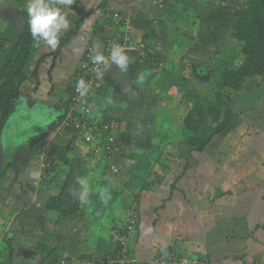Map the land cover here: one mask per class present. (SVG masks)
I'll list each match as a JSON object with an SVG mask.
<instances>
[{"label":"crops","instance_id":"1","mask_svg":"<svg viewBox=\"0 0 264 264\" xmlns=\"http://www.w3.org/2000/svg\"><path fill=\"white\" fill-rule=\"evenodd\" d=\"M77 1H79L78 8L74 9L77 12L69 14L67 17L69 27L63 33L74 30L73 38L62 49V55L55 66L52 54L56 49H51L41 42L32 69L36 67V62L42 56L49 55V57L40 67L39 79L32 78L25 84L26 97L52 108L58 112L59 116L57 108L61 105L62 110H66L65 104L70 98L68 89L73 83L75 72L86 51L99 47L106 54L104 45L109 40L120 41L122 35L127 32L129 35L127 33L126 35L136 42L144 40L156 51L161 60L159 67L154 66L155 70H153L149 66H143L132 75L129 66L126 72H121L115 66L114 71L108 75L110 84L103 88H93V102L86 110L79 111L82 118L91 120L93 125L95 122L99 123L98 121L109 123L118 120L116 122H120L118 117L123 118L131 112L133 103L131 106L128 104H130L129 96L132 94L137 95L134 104L138 99L137 105L140 110L143 107L147 113L150 105H154L152 110L155 120L162 116L155 105L161 103L163 99L169 100L170 105L173 106L170 107L171 109L174 106L177 107L178 99H183L180 95L183 84V48L186 49L188 44L198 46L202 42V37L208 33V18L218 21L211 6H207V2L197 3L199 7L195 6V3L192 7L188 6L189 12L197 11L195 13L205 16L200 17L198 21L184 23L183 17L178 15L180 13L183 15L182 12H175L173 6H166L173 4L183 9V0L179 3L177 2L179 0H164L163 10H161L163 7H157L158 5L154 4V0H107L106 8L102 7L103 0ZM187 1L190 3V0ZM134 9H139L143 15L134 13ZM90 11L93 14L84 20L80 27H77V22ZM116 16L119 18L117 19ZM211 32H213L212 29ZM196 36L198 37L195 38ZM188 40H192L193 43H188ZM183 41H187V44ZM76 49L80 51L76 52ZM198 56L203 60L201 62L207 61L203 57L204 53L200 52ZM231 63L232 61L229 60L226 62L227 65ZM141 72L150 74L143 84H137L136 77ZM131 91L135 93H130ZM155 92L160 94V100L156 98L153 102H150L151 100L147 102L146 94L150 98H155ZM231 98L233 102L229 104V107L222 108L217 119L226 118L232 124L234 132H237L234 137L237 135L245 140V136L247 138L256 136L258 132L253 130V125L257 124L255 119H259L260 112L264 116V77L249 79L242 92L234 94ZM109 100L112 102L109 103ZM156 101L157 103H154ZM165 108L161 110L165 111ZM57 115L51 118L52 124L47 132L52 139H61L59 142L61 143L63 141L61 136L65 135L63 133L71 135L76 132L70 127H58ZM165 118L167 119V116L161 119L162 124L159 126L167 123ZM261 123L264 124V118ZM202 130L201 136H207V141L212 142L215 137L214 125L209 123ZM160 132L159 136L162 138L172 133L176 138L168 139V141L165 138L166 143L160 142L159 146L151 144L148 146L150 150L147 154L151 158L157 153H164L167 155L164 159L159 156L149 163V159L144 158L142 163L137 162L130 166L120 178L121 180L126 177L125 183L118 178L114 180L110 171L95 173L94 179L88 182L89 194L82 201L79 215L60 224L57 221L59 215L45 209L50 197L57 193L64 183L68 169L64 173L57 171L60 178L56 183L38 184L35 181L34 158L36 157L38 162L41 147L38 146L39 150L36 154H31L35 146L32 141L29 142V155L27 154L22 166L10 163L8 165L7 162L15 156L12 153L9 154L8 160L0 161L1 186H11L15 190L19 187L25 197L22 199L23 207L19 211L18 205L15 207L14 204L0 213V218H8L2 224L0 222V230H2L0 259L5 257L4 246L8 242L9 233H12L15 239V253L12 260L20 257V260H25L23 264H33L36 258H39L41 263L48 258L58 260L57 254L61 251L59 247L64 244V240L67 243L64 256H68L72 262L75 263V260L84 259L86 256L91 257L96 264L102 263L106 254L115 253L117 246L115 228L126 224L133 213L137 212L140 229L138 235L129 241V251L133 259L131 264H154L160 250L170 246H176L178 250L183 249V241L188 238L199 242L197 249L193 247L194 254H203L210 264H254L260 260L264 261V236L259 238L256 235L260 231L264 232V228H261L264 222L257 225L252 223L253 218L258 217L259 214L264 216V171L259 170L264 169V147L260 149L262 161H258L257 157L253 159L248 157L240 162L241 158L237 155L240 149L244 148L243 145L233 144L227 149L225 145L213 144L209 145L207 150L206 148H201L200 151L189 150L190 155L197 153L193 155V159L189 156L190 161L183 165L182 143L175 144L176 139L182 136L180 130L173 132L169 129ZM31 137L32 135L29 139ZM118 143L121 146L119 140ZM56 146L62 147L59 144ZM137 149L145 153L142 146ZM215 150L218 153L227 152V155H224V158H218L214 166L209 162L214 161ZM171 153L177 155L173 156ZM201 154L204 156L207 154L210 158L199 159ZM28 157L30 162L26 163L29 160ZM119 157L122 159L121 155ZM9 166L22 169L18 178ZM64 167H66L65 164ZM94 167L98 168V165ZM160 167L165 170V173ZM29 169L30 171L27 172ZM184 169L189 171H183ZM256 170H259V173ZM216 176L220 178L217 179ZM38 180L41 181L40 178ZM254 185L256 188L253 190ZM221 187L227 188L226 192L219 193ZM208 188H214L215 192H204ZM33 190H35V199H33ZM32 205L34 209H37L30 213L28 210L32 209ZM4 206H7L6 203L3 204ZM221 212L224 214L220 216L218 213ZM30 215H34L35 219ZM204 220H210L211 225L204 224ZM15 221L18 222L15 223ZM47 221L53 224H47ZM196 222L199 224L197 225ZM197 242L184 245L192 247ZM9 259L7 258V261Z\"/></svg>","mask_w":264,"mask_h":264},{"label":"rangeland","instance_id":"2","mask_svg":"<svg viewBox=\"0 0 264 264\" xmlns=\"http://www.w3.org/2000/svg\"><path fill=\"white\" fill-rule=\"evenodd\" d=\"M28 2L29 0H0V12L4 16L8 17L10 20L14 21L17 25L21 26L22 25V12H25L27 10ZM177 2L179 3L180 0ZM205 2H207L206 3L207 6H211V8L214 10L215 12L214 16L215 18H218L217 19L218 21L216 22L214 19L208 18V28L209 29H208V33H206L202 37L201 39L202 42L198 46L197 45L194 46L193 44L189 46L188 44L186 49L183 48V84L181 85V88H180V94H183V99L181 98H180L181 100L178 99V106L177 107L174 106V108L171 109L170 107H173V106L170 105L168 99H165V100L163 99V101L161 100L162 102L159 104L157 103V101L154 102V103H157L155 105V108L157 110L159 109L158 113L162 115L161 118L159 117V119L157 118V120H155L156 117H153L154 113L152 110L154 105L152 106L150 105V109L146 113L143 110V107L140 110L139 105H137L138 99L135 101V104H134V100L137 95L132 94L131 96H129L130 104H128L129 106H131V104L133 103V107L130 110L131 112L127 115H124L123 118L118 117L121 120L120 122H116L118 120H116L115 122L114 121L109 122L108 130L104 128L100 129V126L107 125L108 121L106 122L98 121L99 123L95 122L93 127H97L99 131L92 132L91 130H89L88 132L83 133V134L75 133L71 135H69V133H63L65 135L64 137L61 136L63 138V141L61 143H59L61 139H52V137H49V135L47 136L44 135L45 138L49 137L46 139V143L51 142L54 145L59 144L62 146V147H59L62 149V153H59L58 155V159L56 161V163L57 162L58 163L55 165L56 171H59L61 173H64L65 171H67V168L64 167L63 163L66 159H70L75 162V165L76 167H78V170H80V172L83 173V178H86L88 182H90L89 180L94 179V174L99 171L101 173L105 171H110L113 174L112 176H114L112 177L114 178V180H117V178L120 180V178H122V173L124 171L128 170V168L134 165L135 163L143 161L144 158L145 160L149 159V163H152L154 159L159 158V156H162L163 157L162 159L165 158L164 156H167V155H164V153L163 154L157 153L155 157L149 158L147 152L150 150L148 146H150L151 144L152 145L155 144L159 146L160 142L161 143L163 141L165 142V138L167 139V141L168 139L175 140L176 136L173 133L170 134V136L164 137V138L159 136L161 135V132H160L161 130H169V129L170 131H173V132L180 130V133L182 134V136H179L176 139L175 144L182 143L181 146H183V154H182L183 155L182 156L183 165L187 164V160L189 159V156L191 157V159H193L192 158L193 155L197 153L196 152L190 155L189 150H191L192 148H197L196 150H199L201 148L202 149L206 148L207 150L208 146L213 145V144L225 145L226 146L225 148L227 149L229 145L231 146L233 144L243 145L244 148L240 149L241 151L237 155V156H240L241 158L240 162H243L244 158L246 159L248 157H251L252 159L257 157L258 161H262V157L260 154V149L264 147V124L261 123L264 116L262 115V113L261 112L259 113L260 117L258 120L255 119L257 124L253 125V130H257L258 134L256 136H251L248 138L247 136H245V140H244V138L241 139L237 137V135L236 137H234V134H237V132L236 133L234 132L232 124L229 123L226 120V118L217 119V117L219 116V113L222 112L224 108L222 109L219 107L210 106L208 101L206 102V100L214 101V95L216 94V86H217L216 81L219 80L221 73L229 71L231 69L239 68L241 64L243 63L244 56L242 55V52H241L242 50L241 45H239V43L235 41L228 40L227 32L231 29V24L234 19L235 12L240 7L245 5L246 0H190V3L187 0H183V9L182 8L179 9L176 5H173V4H168L166 6L168 7L173 6L175 9V12H182L183 15L181 13L178 15L183 17V22L185 23V22H190V21H193V22L198 21L200 20V17L205 16V15H199L195 13L197 11L189 12L187 9L188 6L192 7L194 3H195V6L199 7L198 4H202ZM78 4H79V1L76 0L73 3V5L67 9V17L69 16V14H72V12L74 13L77 12L76 10L74 11V9L78 8ZM164 6H165V2L161 10L164 9ZM157 7H160V6L158 5ZM134 13L140 16L143 15L142 11H140L139 9H134ZM116 18L118 19L119 17L116 16ZM211 29L213 30V32H211ZM197 37L198 36H196L195 38ZM190 42L193 43L192 40H188V43ZM212 47L213 49H211ZM200 52L204 53L203 57L207 61L201 62L203 60L200 59L198 56ZM70 56H72V54H70ZM228 60L232 61L230 65L226 64ZM184 78H187V80H189L187 85H184V80H185ZM194 91L196 92V94H198L199 98L201 99L200 102H205L203 110H205V116L208 122L214 125L215 132L216 131H220V132L219 134L214 135L215 137L212 142L207 141L208 139L207 136L205 137L200 136L198 140H196L194 145L193 143L192 145L191 144L189 145L185 141L186 134L183 133V130H182V124H183L182 120L190 112L194 110V103H195V101L193 100L194 98L190 99L189 97H186L187 95H193ZM130 93H135V92L131 91ZM142 94H143V91H142ZM154 94H155L154 97L156 96L155 98H150V96L146 94L147 102H149V100H151L150 102H153L156 98L160 100L161 98L160 94L159 93L157 94V92H155ZM37 107H42V108L44 107L45 109L41 111L40 110L41 108H36L38 110L30 111L28 110L27 107H24L23 105H21L16 113V116L13 119V125H11V121H10L11 128H7L6 137H5V141H6L5 146L8 148L7 152H11L15 156L14 157L12 156L11 160L7 162L8 165L10 163V164H15L19 167L22 166L24 164L25 158L29 155L28 154L30 150L29 137L31 135L32 137H36L35 132H37V136L41 135L40 133L44 131H40V129L41 130L45 129L46 131H49L48 128L50 124H52L51 118H53L51 115L57 112L54 111L52 108L45 106L41 103H38ZM163 107H166L165 111L161 110L163 109ZM133 108H137L140 112H138V110L133 109ZM164 116H167V119L166 118L165 119L167 120L168 124L165 123L164 125L159 126V124H162L161 119H163ZM109 120H113V119H109ZM1 132L4 134L5 128L0 126V134H2ZM44 137L41 138V140L42 139L44 140ZM110 137H112L113 139L119 140L120 145H121L119 146V143H118L116 151L112 154H110V152L112 151L110 149L112 147V142L110 141ZM38 146L40 147V144H37L36 148L33 147V149L31 150V154L33 153L36 154L38 152L39 150ZM141 146L144 148L145 153L144 151L140 152L141 150L137 149L139 147L141 148ZM0 152H1V145H0ZM171 154H173V156L177 155L176 153H171ZM202 154L199 157V159L201 157L205 158L208 156L207 154L206 156ZM214 154H215L214 155L215 157L213 156L214 161L213 162L210 161L209 163L215 166L217 159L224 158V155H227V152L218 153L215 150ZM119 155H121L122 159H120ZM19 156L21 157L19 158ZM110 156L113 157V160H110L109 158ZM35 158H34L36 162V168L34 171L35 181L38 184H43L42 181L38 180L40 171L38 168V162ZM207 158H210V157H207ZM27 162H30V159L27 160L26 163ZM96 164L98 165V168L94 167ZM111 164L117 167L118 169L117 172H114L112 170ZM160 169L163 173H165V170L163 168L160 167ZM259 170L261 172L264 171V169L263 170L259 169ZM259 170H256V172H258ZM29 171L30 169L27 172ZM183 171H185V169ZM37 176H38V179L36 178ZM219 178L220 176L217 177V179ZM257 178L259 179L260 176ZM120 181L125 183L127 182V179L126 177H124ZM115 184L116 183H114V185ZM255 188L256 186L254 185L253 190ZM226 189L227 188L221 187V189H219V193L222 191L226 192ZM33 192H34L33 199H35L36 198L35 190H33ZM204 192L214 193L215 190L214 188L213 189L208 188V190ZM51 193L53 192L51 191ZM23 198H25L24 193L23 192L21 193L19 187L17 188V190H15L14 187L6 186V185L1 186L0 184V213L8 209V207H11V205H14V204H15V207L18 205L17 209L19 211L23 207V204H22ZM7 199L9 200L7 201ZM5 203L7 206L3 207V204ZM31 208H32L31 210H28L30 213L35 212V210L37 209V208L34 209L33 205ZM218 214L221 216L224 213L221 212ZM30 216L33 217V219H35L34 215H30ZM263 217L264 216L259 214L258 217L253 218L252 223L253 224L256 223L257 225L258 223L264 222ZM7 219L8 218L1 217L0 218L1 224L4 220H7ZM209 221L210 220H204L203 223L207 225H211ZM17 222L15 221V223ZM196 223L197 225L199 224L198 222ZM47 224L52 225L53 222L47 221ZM1 231L2 230H0V235L2 234ZM256 235L259 236L260 238L261 236H264V232L260 231L256 233ZM9 237L13 238L14 236L12 233H9ZM194 242H197V241L194 239H190V238L185 239L183 241V249H179L177 251L178 256L190 257V258H193L194 261L198 262L199 259L197 257H199L200 254H197V255L194 254V250H195L194 248L197 249L199 242H197L192 247H187L184 245L186 243L192 244ZM65 247H67V243L64 240V244L61 247H59L61 248L60 249L61 251H59V254H57L60 260H66V258H69L68 256L67 257L64 256ZM0 250H2L1 245H0ZM81 256H79V258ZM31 258H34V257H31ZM21 261H23V259ZM47 261L48 260L46 261L43 260L42 264H46ZM77 261L78 260H75V263L72 261L70 262L66 261L65 263L66 264H83L81 262L78 263ZM0 262H2V264H9V261H7V259H2L0 260ZM34 262H36L37 264H41V261L39 258H36ZM259 262L264 263V261L262 260H260Z\"/></svg>","mask_w":264,"mask_h":264},{"label":"trees","instance_id":"3","mask_svg":"<svg viewBox=\"0 0 264 264\" xmlns=\"http://www.w3.org/2000/svg\"><path fill=\"white\" fill-rule=\"evenodd\" d=\"M106 6L107 0H103L102 7L106 8ZM92 14V11H90L88 14H85V16H83L77 22V27H80L84 23V20L88 19ZM28 19L29 17L26 10L25 12H22V25L19 26L0 12V126L5 128V133L3 134L1 132L2 134H0V161L8 160L9 154H11V152H7L8 148L5 146L6 131L7 128H11L10 121L11 125H13V119L16 116L19 107L21 106L19 102L23 97H26L24 93V86L32 78H35L36 80L39 79L40 67L49 57V55L42 56L36 62V67L32 69V66L35 64V61L37 59L41 43H37L31 36L28 27ZM73 35L74 30H72L70 33L68 32L66 34H63L59 46L52 54L54 58V66L56 65L57 60L62 55V49L69 43L70 39L73 38ZM125 35L126 33H124L120 38V43H123V38L125 37ZM227 39L235 41L239 43V45H241V52L244 56L243 63L239 68L231 69L229 71L221 73L219 80L216 81L217 86L216 94L214 95V101L206 100V102L208 101L210 106L224 109L229 107V104L233 102L231 97L234 94L236 95L242 92L245 83L249 79L264 77V0H246L245 5L240 7L234 14V21L231 25L230 31L227 34ZM131 40L132 42H136V40L132 38ZM183 42L187 44V41ZM140 43H143L145 47L141 49H132L129 47L126 50L127 54L132 57V63L129 65L132 75L143 66H149L151 67V69L155 70L154 66L159 67V63L161 61L160 56L156 54L155 50H153L149 45L146 44V41L141 40ZM104 46L106 47V44ZM178 50L179 49H177V51ZM90 52H92V50L86 51V53L82 57L74 77L77 76L78 73H80L81 64L83 62L91 63L90 57H88ZM184 79V85H187L189 80H187V78ZM108 81V75L106 74L104 75V78L102 80H97V82L100 84V88H103L105 85H107L109 83ZM68 92L70 93V98L65 104L66 110L63 111L61 105H59V108H57L59 109V116L57 115L58 112L51 115L52 117H54V115L58 116V118L56 119V125L58 127H70L66 126L65 122L67 121L69 112H71L70 103L72 101V97H74V79L72 85L68 89ZM180 95H182L183 97V94ZM186 97H189L190 99L194 98L193 100L195 101V103L194 110L182 120V130L183 133L186 134L185 141L189 145H192V143L194 145L196 140H198V138L201 136V132L203 131L202 129L208 126L209 122L205 116V110H203L205 102H200L201 99L199 98L198 94H196V92L194 91L193 95H187ZM90 103H92V99L87 101L85 107L87 108ZM84 121L87 122L89 126L93 127V123H91V120L85 118ZM108 125L109 123L107 124V126ZM103 128L104 126L101 125L100 129ZM40 131L44 132L40 133L41 135L38 136L37 132H35L36 137H32L29 139V141H32L35 146H37V144H40V147L42 148L46 145L49 146L50 149V154L47 161L49 166L46 168L44 173L39 176V178L41 177L40 180L45 185L52 184L54 182L56 183L59 180L60 175L55 169V164L59 153H62V149H59L51 142L46 143V139L48 137L45 138L44 135L47 136L49 132H47L45 129H40ZM75 132L77 134L84 133L79 130H76ZM219 132L220 131H216L214 135L219 134ZM43 137L44 140H41V138ZM117 145L118 140L114 139V141L112 142V147L110 148L112 150L110 154L116 151ZM196 149L197 148H192V151ZM188 161H190V159H188L187 162ZM64 164L68 169V174L58 192L52 195L48 200L45 209L47 211L55 212L59 215V220H57L59 224L64 223L67 220L79 215V211H81L82 208V201L78 198V196L72 195L70 190L79 192L80 186L76 183V180L77 177H83V173L78 170V167H76L73 160L66 159L64 161ZM9 169L11 171H15L17 178L20 176L22 171V169H19L17 166H9ZM187 170L188 169H186L185 171ZM147 188V185H145V189ZM134 218H137V236L140 229L139 214L137 212L133 213L127 223L129 224ZM121 226L123 227L125 226V224ZM121 226H117L115 228V235L117 238V247L115 249V253L119 249L117 231ZM261 228H264V226H261ZM7 240L8 242L5 243V248L3 250V252H5L4 259L10 258L9 264H23L25 260L21 261L20 257L12 260V257L15 253L14 237H9V239L7 238ZM177 251L178 248L176 246H170L167 249L160 250L156 260L159 262H167L171 257L176 255L178 256ZM115 253L106 254L103 258V262L99 264H109L108 260L105 259V257L107 255H114ZM50 255H52V252H50ZM66 261L70 262L72 260L70 258H66V260L48 258L47 264H66ZM77 262H81L83 264H96L91 257L86 256L84 257V259L78 260ZM0 264H2V262H0ZM33 264L36 263L33 262ZM195 264L210 263L207 262V258H205L203 254H200L199 260ZM254 264L264 263L255 262Z\"/></svg>","mask_w":264,"mask_h":264},{"label":"clouds","instance_id":"4","mask_svg":"<svg viewBox=\"0 0 264 264\" xmlns=\"http://www.w3.org/2000/svg\"><path fill=\"white\" fill-rule=\"evenodd\" d=\"M75 0H29L27 4L28 27L31 36L37 43H43L51 49H56L62 34L69 27L67 9ZM79 52V49L75 50ZM92 72L97 80H102L105 71L111 66H117L121 72H126L132 63V57L127 54L125 47L119 43H113L107 55L99 48L92 49L90 55ZM150 73L141 72L137 75L135 83L143 84ZM91 88V81L81 78L77 81L76 91L80 97H85ZM112 101L109 100V103ZM38 179V176L36 177ZM76 183L80 186L79 192L70 190L71 194L84 201L89 194V183L86 178L77 177ZM106 202V201H105ZM150 231V230H149ZM194 260V259H193ZM197 263V261H195Z\"/></svg>","mask_w":264,"mask_h":264},{"label":"built area","instance_id":"5","mask_svg":"<svg viewBox=\"0 0 264 264\" xmlns=\"http://www.w3.org/2000/svg\"><path fill=\"white\" fill-rule=\"evenodd\" d=\"M154 4L159 5L160 7H163L164 0H155ZM113 43H119L125 47V49H128L129 47L132 49H141L144 48L145 45L140 42H132L131 38L128 36H125L123 38V43H120L119 41H109L106 44V54L110 51L111 45ZM92 52L89 53L88 57H90ZM93 65L90 62H83L81 64L80 73L77 74V76L74 77V97H72V101L70 103L71 112H69V116L67 118V121L65 122L66 126H70L73 130H79L81 132H88L91 130L92 132L99 131L97 128H93L87 124V122L84 121L81 114L79 113L80 110H86L85 105L87 104L88 100L93 99L94 92L93 88L100 87V84L97 82V79L95 78L92 69ZM85 79L86 81H91V88L88 92V94L85 97H80L79 93L76 91V84L79 79ZM108 126H104V129L108 130ZM110 141L113 142L114 139L110 137ZM50 154L49 146H44L41 148L39 154H38V168H39V176H41L48 165V158ZM110 160H113V157H109ZM112 170L114 172H117V167L115 165H112ZM111 170V171H112ZM41 178V177H40ZM137 218H134L131 220V222L128 224H125V226L119 227L117 231V237H118V244L119 249L114 255H107L105 259L108 260L109 264H131L133 262V259L130 255L129 251V241L134 238L137 234ZM196 262L193 259H189V257H182V256H173L171 257L167 262H159L155 261L154 264H195ZM64 264V263H61Z\"/></svg>","mask_w":264,"mask_h":264},{"label":"water","instance_id":"6","mask_svg":"<svg viewBox=\"0 0 264 264\" xmlns=\"http://www.w3.org/2000/svg\"><path fill=\"white\" fill-rule=\"evenodd\" d=\"M117 67V66H116ZM115 69V65H111L105 72L106 75L111 74ZM20 105H23L24 107H27L28 110L32 111L36 108H41L40 110L43 111L45 108L43 107H37L38 106V102H36L34 99L32 98H28V97H23L21 99V101L19 102Z\"/></svg>","mask_w":264,"mask_h":264}]
</instances>
